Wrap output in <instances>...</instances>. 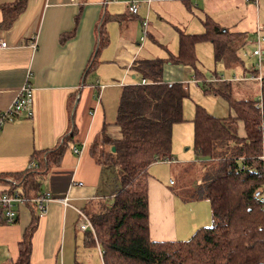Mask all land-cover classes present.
<instances>
[{"label": "crops", "instance_id": "1", "mask_svg": "<svg viewBox=\"0 0 264 264\" xmlns=\"http://www.w3.org/2000/svg\"><path fill=\"white\" fill-rule=\"evenodd\" d=\"M128 1L25 0L23 11L11 25L1 27L13 15L7 9L14 8L19 0H0V38L8 42V47L0 50V111L9 108L28 79L34 89L33 116L19 118L0 130V177L25 172L33 152L56 148L75 128L61 164L49 171L41 185V194L50 193L51 200L47 212L39 215L31 264H90L91 259L79 257L80 251L82 256L86 250L94 251L89 250L92 248L101 253L99 247L87 244L90 232L80 230V212L90 216L103 201L111 200L118 180L116 170L100 165L91 149L104 130L111 140L121 137L120 127L115 124L121 92L125 86L141 81L132 65L138 59H153L142 56L137 49L142 45L138 31L145 20L140 15L142 6L179 0L141 2L137 15L130 14ZM191 1L195 0L185 2ZM104 17L109 18L106 28L110 43L100 51L93 71L86 75ZM148 35L155 40L150 32ZM125 71L132 74V79H140L122 83ZM182 71L190 73L192 66L167 63L164 81L179 82L180 77L174 73ZM243 73L248 76L251 71ZM219 84L230 92L232 86L239 90L227 81ZM242 123L237 126L241 136L244 135ZM167 164L173 167V157ZM4 179L0 181L2 192L9 188L8 178ZM203 202L208 201L180 198L175 190L152 175L149 181L151 239L188 240L199 227L210 225V203L203 208L199 206ZM18 210L14 224L6 223L0 216V264L16 262L19 244L32 222L29 206L22 205Z\"/></svg>", "mask_w": 264, "mask_h": 264}, {"label": "trees", "instance_id": "2", "mask_svg": "<svg viewBox=\"0 0 264 264\" xmlns=\"http://www.w3.org/2000/svg\"><path fill=\"white\" fill-rule=\"evenodd\" d=\"M24 1L19 0L14 8L7 9L13 15L1 27L11 25L23 11ZM107 19L104 17L101 22L96 51L86 75L93 71L100 51L110 43ZM179 35L177 55L167 59H138L133 63L134 72L147 83L127 85L121 92L115 121L121 137L111 140L104 130L92 146L95 160L116 170L119 185L113 198L103 201L100 208L88 216L95 235L90 233L87 244L101 249L104 264H264V164L261 160L264 154V77L260 99L236 100L231 94H224L235 112L233 115L219 118L197 106L193 120L195 151L208 158L210 164L196 192L186 199L208 201L212 224L199 228L188 240L157 242L150 237L149 169L158 159H172L173 127L184 121L183 100L188 96L183 83L164 81V67L168 63L196 69L194 49L202 39L212 42L217 61L232 67L239 59L237 48L247 42L241 34L230 33L208 22L201 34L180 31ZM239 121L243 122L246 132L243 136L237 131ZM74 134L75 128L56 148L33 152L30 164L37 167L0 177V181L6 177L17 182L12 188L21 190L28 201L26 205L33 212L14 264H31L33 237L39 223L32 200L41 195V185L49 171L61 164Z\"/></svg>", "mask_w": 264, "mask_h": 264}, {"label": "rangeland", "instance_id": "3", "mask_svg": "<svg viewBox=\"0 0 264 264\" xmlns=\"http://www.w3.org/2000/svg\"><path fill=\"white\" fill-rule=\"evenodd\" d=\"M140 15L148 21L147 30L155 39L148 35L146 41L137 48L140 49L142 56L148 58L165 59L171 55H177L180 43L179 31L191 35L200 34L205 31L206 22L214 23L222 30L238 33L247 38V42L240 49L237 48L238 53H236L239 59L232 67L228 64L224 66L223 61H217L212 42L202 39L196 43L194 49L196 69L192 67L190 73L186 71L174 73L178 78L180 77L178 81L187 87L188 94L183 100L184 121L173 127L171 148L174 165L172 167V164L157 162L150 167L149 172L151 177L153 175L158 181L175 190L180 198H189L196 192L206 175V166L210 164L207 163L208 158L197 155L195 151L193 120L197 106L211 116L226 118L235 112L223 94H231L236 100L261 98V81H248L243 72L246 70L252 73L255 65H260V58L254 55L253 51L258 48V38L264 37V0H195L194 2L179 0L173 3L165 1L150 7L143 5ZM114 35L115 33L112 32V37ZM142 35L143 31L139 29V38ZM240 39L243 40L242 37ZM259 47L264 48V38H259ZM259 74L263 77L264 69ZM233 78L236 80L232 82ZM139 79L138 77L135 80L132 79L129 71H125L122 75V83L136 82ZM219 81L234 84L239 87V90L232 86L230 92L229 89L222 88ZM241 122L239 121L237 126ZM245 133L244 130V135ZM105 149L107 151L109 146ZM173 182L174 185H172ZM206 204L209 203L203 202L199 206L204 208ZM204 219L203 217L202 220ZM212 221L211 219L210 225ZM95 247L98 249V246ZM89 250L94 251L86 250L84 256L80 251L79 257L91 259L90 264H103L101 253H98L95 248Z\"/></svg>", "mask_w": 264, "mask_h": 264}, {"label": "built area", "instance_id": "4", "mask_svg": "<svg viewBox=\"0 0 264 264\" xmlns=\"http://www.w3.org/2000/svg\"><path fill=\"white\" fill-rule=\"evenodd\" d=\"M73 2L75 0H72ZM154 0H129V6L128 10L130 14L137 15L140 10V3L145 2L147 4L152 3ZM148 21L143 20L142 21V31L143 35L140 38V44H142L147 36H148ZM264 38V37H259ZM259 38H258V48L253 51V54L258 56L260 58L259 64L255 65V69L253 72L247 76L248 80H254V81H261L263 77L259 76L260 74L256 75L255 71L261 72V70L264 69L262 67V64L264 63V48L259 47ZM261 41V39H260ZM8 47V42L4 39L0 38V50L6 49ZM256 76V77H254ZM236 78H233L232 82L235 81ZM142 84H146L147 81L143 79L141 81ZM33 96H34V89L32 84L30 83L29 79L24 84L23 88L20 90L19 94L16 96L15 99H13L12 104L4 111H0V130L3 129L4 125L8 123H12L15 120L22 118V117H28L31 118L33 116ZM78 152V150H75ZM261 160L264 164V154L261 156ZM157 162H165L169 163L171 162V159H158ZM156 162V163H157ZM30 168L37 167L36 164H30ZM9 182V188L6 190L0 191V216L2 217L3 221H5L8 224H14L18 220L19 217V207L22 205H25L28 201L24 196H22V192L20 189H14L12 186L16 185V181L13 179H7ZM51 200L50 193L46 192L32 200V203L34 204V207L36 209V212L38 215L42 216L47 212L48 203ZM90 218L87 214L84 212H80V230L83 232H90L93 235H95V229L90 222Z\"/></svg>", "mask_w": 264, "mask_h": 264}, {"label": "bare ground", "instance_id": "5", "mask_svg": "<svg viewBox=\"0 0 264 264\" xmlns=\"http://www.w3.org/2000/svg\"><path fill=\"white\" fill-rule=\"evenodd\" d=\"M149 87V86H148ZM252 104V103H251ZM247 125V124H246ZM261 134V133H260ZM236 137V136H235ZM233 138V137H232ZM249 138V137H248ZM239 140V139H238ZM240 142V141H239ZM209 143V142H208ZM218 146V145H217ZM239 146V145H238ZM243 147V146H242ZM241 147V148H242ZM258 147V146H257ZM205 149V148H204ZM242 150V149H241ZM244 150V149H243ZM204 151H206V150H204ZM210 152V151H209ZM237 151H235V153H236ZM203 154H204V152H202ZM240 153V152H239ZM235 155V154H234ZM227 161V160H226ZM246 161V160H245ZM208 163V162H207ZM38 164V163H37ZM225 166V165H224ZM212 169V168H211ZM208 170V169H207ZM213 170V169H212ZM217 172H219L218 170H217ZM210 174H211V172H210ZM92 237V236H91Z\"/></svg>", "mask_w": 264, "mask_h": 264}, {"label": "water", "instance_id": "6", "mask_svg": "<svg viewBox=\"0 0 264 264\" xmlns=\"http://www.w3.org/2000/svg\"><path fill=\"white\" fill-rule=\"evenodd\" d=\"M115 148H113V151H114Z\"/></svg>", "mask_w": 264, "mask_h": 264}]
</instances>
